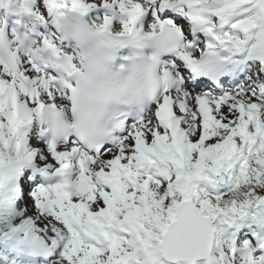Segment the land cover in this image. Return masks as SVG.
Listing matches in <instances>:
<instances>
[{
  "label": "snow or ice",
  "instance_id": "snow-or-ice-1",
  "mask_svg": "<svg viewBox=\"0 0 264 264\" xmlns=\"http://www.w3.org/2000/svg\"><path fill=\"white\" fill-rule=\"evenodd\" d=\"M0 264H264V0H0Z\"/></svg>",
  "mask_w": 264,
  "mask_h": 264
}]
</instances>
